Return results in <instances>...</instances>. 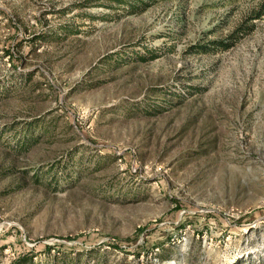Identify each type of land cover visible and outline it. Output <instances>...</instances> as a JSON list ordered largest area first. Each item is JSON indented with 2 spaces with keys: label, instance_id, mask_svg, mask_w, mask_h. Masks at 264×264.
<instances>
[{
  "label": "rangeland",
  "instance_id": "rangeland-1",
  "mask_svg": "<svg viewBox=\"0 0 264 264\" xmlns=\"http://www.w3.org/2000/svg\"><path fill=\"white\" fill-rule=\"evenodd\" d=\"M262 2L0 0V264H264Z\"/></svg>",
  "mask_w": 264,
  "mask_h": 264
},
{
  "label": "trees",
  "instance_id": "trees-1",
  "mask_svg": "<svg viewBox=\"0 0 264 264\" xmlns=\"http://www.w3.org/2000/svg\"><path fill=\"white\" fill-rule=\"evenodd\" d=\"M117 1L120 3L124 2L125 4L128 5L123 7L128 14H133L135 12H139L143 9H146L152 3V0H137L136 2H132L131 0H117ZM263 15H264V0L262 2V8L260 11L259 10L256 11L250 17L246 18L241 23H239L226 37L214 39L210 41V43L204 44L201 48L202 49L201 52L217 53L230 49L240 39H242L247 34H250L255 29L256 25L254 20L261 18ZM46 247L50 248V246H46ZM32 251L33 250L29 252H25L24 254L20 255L13 264H38L35 261L36 256Z\"/></svg>",
  "mask_w": 264,
  "mask_h": 264
}]
</instances>
